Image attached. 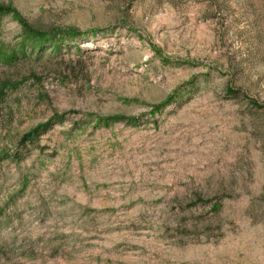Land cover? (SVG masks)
Returning a JSON list of instances; mask_svg holds the SVG:
<instances>
[{
	"label": "rangeland",
	"instance_id": "obj_1",
	"mask_svg": "<svg viewBox=\"0 0 264 264\" xmlns=\"http://www.w3.org/2000/svg\"><path fill=\"white\" fill-rule=\"evenodd\" d=\"M0 8V264H264V0Z\"/></svg>",
	"mask_w": 264,
	"mask_h": 264
},
{
	"label": "trees",
	"instance_id": "obj_2",
	"mask_svg": "<svg viewBox=\"0 0 264 264\" xmlns=\"http://www.w3.org/2000/svg\"><path fill=\"white\" fill-rule=\"evenodd\" d=\"M9 12L6 9L0 8V18L4 15H8ZM24 37L25 40L24 42L27 41V43L29 42L33 48L34 51H40L41 49H43V47L45 45H52L53 49L55 50H59L60 45L63 44L64 42H67V38L62 37L60 34L56 35V34H43L41 32L38 31H34L31 29H28L24 24ZM72 39V38H71ZM36 136L37 134L35 132L28 134L27 136H25V141H27L30 144H33V142L36 140Z\"/></svg>",
	"mask_w": 264,
	"mask_h": 264
}]
</instances>
